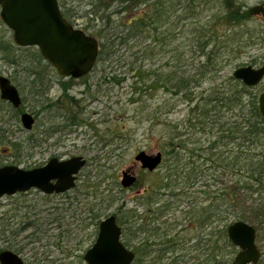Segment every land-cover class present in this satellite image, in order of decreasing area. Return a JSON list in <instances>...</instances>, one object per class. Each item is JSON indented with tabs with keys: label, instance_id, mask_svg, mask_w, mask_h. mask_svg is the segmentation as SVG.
I'll list each match as a JSON object with an SVG mask.
<instances>
[{
	"label": "rangeland",
	"instance_id": "374dc122",
	"mask_svg": "<svg viewBox=\"0 0 264 264\" xmlns=\"http://www.w3.org/2000/svg\"><path fill=\"white\" fill-rule=\"evenodd\" d=\"M62 1L66 2L63 9L70 10L69 15L77 24L76 27L84 29L98 40H100L98 31L102 27L106 28V33L115 31L114 28L116 31H121L124 23H128L131 19L127 14L117 12L119 9L117 2L95 14L93 10H95L97 0ZM241 1L245 3L247 9L263 2V0H255L254 3L252 0ZM144 8V6H138L135 13H141ZM223 11L219 0L213 9L208 8L198 16L187 17L177 22V26L175 22L173 25H168L170 35L164 36L166 41L163 47L160 41L159 45L152 37L148 39L138 37L129 44L116 46L114 54L106 57L104 53L97 59L94 69L88 76L74 78L73 82H67L65 84L68 86L67 90L63 85L61 86V83H65L70 78L58 75L54 65L43 58L41 67L44 69L46 82L48 80L49 83L47 86H50L45 97L50 99L52 109L35 104L34 93L30 87H27V78L22 71L25 65L19 64V67H16L7 63L0 52V74L11 77L15 86L19 88L22 98L25 99L22 109L31 114L36 110L41 111L35 126L29 131L23 127L21 114H16V116L13 109H8V103H4V107L7 108L0 111V116H2L0 164H16L22 168L32 169L35 166L44 165L55 155L64 159L83 155L89 159L87 166L79 173L76 191H72L71 195H57L45 199L39 190L31 189L23 193L25 195L17 193L14 196L6 195L0 199L1 249L19 250L26 264H87L84 260V253L94 245L99 234L96 222L94 225L90 223L91 218L86 223L82 221L87 215L84 210L91 206V200L95 201L91 193L81 191L85 189L88 182L93 186L91 189L106 200L105 204L110 205L106 216L101 219L116 214L128 238L132 236L131 214L148 216L147 199H156L159 194L164 195L166 191L163 184L168 182L169 169L168 161L166 162L169 156H164L161 166L152 172L143 169L135 156L141 150L149 154L157 152L164 154L169 150L168 143L173 136V127L176 126L174 133L186 132L183 122L188 117L190 106L184 94L175 95L170 89L169 91L161 85L160 87L158 85L154 88L149 87L144 91L145 93L144 89L136 93L131 86L133 81L130 76L137 71L143 75L150 72L152 78L158 79L161 75L172 74L174 71L182 73L186 70L187 74L194 72L204 58L195 49L192 50L191 40L195 38L192 30L198 29L201 23H207L213 15L217 20ZM102 15H110L112 20L110 25L106 24L107 19ZM215 20L210 23L212 24ZM217 23L213 24L212 28L214 31L218 30L217 35L219 36L228 35L233 30L244 32L246 36L242 46L237 50H232V47L224 51V61L220 67L222 69L215 75L217 80L211 83L203 78L201 86L193 89V95H199L197 99L202 95L203 97L210 96L212 87H228L229 77L233 76L235 69L245 65L258 66L264 61V16H253L251 20L237 25ZM173 34L174 37L171 38ZM250 36L252 38H249ZM0 40L14 43L13 30L4 23L1 14ZM149 42L152 43L153 50L145 53L144 47ZM23 48H18V50L14 48V52L19 59L28 60L30 55ZM178 53L182 54L180 56L182 62L179 64L176 59ZM115 75L118 78L127 76L128 79L125 82H118L117 79H113ZM252 92L259 97L264 92V82ZM195 103L196 101L193 104ZM72 114L78 115L77 119L83 122L67 125L69 118L71 119L69 116ZM230 115L226 114V117ZM58 127L59 130L54 132ZM49 128L54 133L49 134L45 137L46 139L43 138L42 141L36 143L28 139L33 133L41 135ZM4 129L8 132L5 133ZM206 135L208 134L203 136L202 133L196 132L193 139H201V143L204 144ZM185 137L188 138L189 135L183 134L181 139L184 140ZM17 144L20 146L19 149L15 146ZM113 148L116 151H113ZM180 154L186 155L184 150L180 151ZM195 159H198L200 164L197 156ZM130 169L135 170L139 181L136 186L124 189L121 185L122 173ZM227 179L228 177L223 178L224 181ZM201 190V188L198 189L200 197L203 198L200 201L205 203ZM249 203L250 201L246 206H240L239 209L246 208ZM32 209H34L33 214L36 215L30 217L28 211ZM177 214L179 216L175 220L171 219L172 211L163 216L162 220H168L170 223L166 233L168 239L176 234V231H181V227L186 224L185 216L182 217L180 212ZM36 219L41 225L40 233L43 234L42 242L38 243L40 245H34L31 241L30 236L34 233L33 227L26 230L21 229V226H26L28 222L36 221ZM179 221L181 224L177 223ZM123 222L125 223L122 224ZM231 223L233 222L230 221L229 224ZM248 223L257 228L256 242L262 255L257 264H264V223L258 224L251 221ZM144 236H146L145 233L144 235L140 233V238ZM195 242L194 238L188 237L183 246L188 247ZM135 243V240L132 241V246L128 247L132 248ZM177 250L182 251L180 254L184 255L181 264L193 263L190 257L195 254L194 251H190L191 249ZM168 255L171 257V253ZM202 259L207 262L205 254H202ZM164 262L167 264L168 260Z\"/></svg>",
	"mask_w": 264,
	"mask_h": 264
},
{
	"label": "trees",
	"instance_id": "16d2710c",
	"mask_svg": "<svg viewBox=\"0 0 264 264\" xmlns=\"http://www.w3.org/2000/svg\"><path fill=\"white\" fill-rule=\"evenodd\" d=\"M218 1L97 0V5L93 10L95 14L101 12L102 9L105 10L114 2L119 3L118 13H134L133 19L124 23L121 31H116L114 28L115 31L106 33V28L99 29L98 37L101 41L99 57L104 53L106 57L111 56L116 52V46L129 44L138 37L144 39L152 37L157 44L161 43V47H163L166 41L164 36L170 35L168 25H173L175 22L177 26V22H181L187 17L198 16L208 8L213 9ZM59 3L65 18L70 21V10L63 9L66 2L59 0ZM220 3H222L224 11L221 16L217 17V20L213 15L207 23H201L198 25V29L192 30L193 37H195L190 44L192 50L195 49L204 58L194 72L187 74L186 70L182 73L174 71L172 74L161 75L158 79L152 78L150 72L143 75L137 71L130 76L133 81L131 86L136 93L140 89H144V92L149 87L154 88L156 85L158 87L161 85L167 90L170 89L175 95L184 94L190 106L188 117L183 122L186 132L174 133L176 130V126H174L173 136L168 143L170 149L163 154L165 157L169 156L166 160L169 166L168 182L163 184L166 192L164 195L159 194L156 199H147L148 216L131 214L130 219L133 222L130 229L131 237L128 238L123 231V235H125L123 242L127 247L132 246V241L136 242L132 248L128 247L136 253L132 264H165V260H168L167 264H181L184 255L180 254L182 251L177 249L194 251L195 254L190 257L193 259L192 264H232L238 248L228 238L227 229L230 221L245 220L258 224L264 223V118L261 108H259V98L252 92V87L247 86L234 76L229 77L228 87H212L208 97L202 95L197 99L199 95L192 93L193 89L201 86L203 78L211 83L217 80L215 75L222 69L220 67L224 61V51L232 47V50H237L242 46L246 36L244 32L240 33L235 30L228 35L219 36L217 35L218 30L214 31L212 28L213 24L219 22L237 25L251 20L253 17L241 0H220ZM138 6L145 8L141 13L136 14L135 9H138ZM102 17H105L106 24L110 25L112 21L110 15H102ZM213 20L215 22L211 24L210 21ZM22 47L16 46L11 41L2 42L0 40V52L7 63L16 67H19V64L25 65L22 71L27 78V87H30L34 93L35 104L39 107L52 109L53 105L49 103L50 99L45 97L50 86H47L49 83L48 80L46 82L44 69L41 67L44 56L37 47L29 46L23 48L28 51L29 59L21 60L15 54L14 48L18 50ZM144 50L145 53L152 51V43L146 44ZM181 55L178 53L176 56L177 64L182 62ZM113 79L125 82L128 77L118 78L115 75ZM73 80L74 78H70L65 83L62 82L61 86L63 85L67 90L68 86L65 84L73 82ZM65 94L68 95V93ZM194 100L195 104H193ZM24 101L23 98L22 104ZM5 102L7 101L0 98L2 105L0 111L6 110ZM8 107V109L14 110L15 115L25 111L22 109V105L16 109L11 103H8ZM40 112V110L34 112L36 119ZM226 114L231 115L226 117ZM69 117L71 119L69 118L67 125L83 122L77 119L78 115L72 114ZM1 119L2 116H0V122ZM177 127L179 126L177 125ZM4 130L5 133L8 132L6 129ZM50 132L49 128L41 135L33 133L28 139L36 143L42 141L43 138L46 139L45 137L49 136ZM196 132L202 133L203 136L208 134L204 144L201 143V139H193ZM183 134L189 135V137L182 140ZM198 143L201 144L198 145ZM15 146L17 149L20 147L18 144ZM112 150L116 151L114 148ZM183 150L187 156L180 154V151ZM196 156L199 158L200 164L198 159H195ZM0 167H2L1 164ZM224 177H228V179L224 181ZM88 183L83 189L84 191H81L91 193L95 201L91 200V206L84 210L87 215L82 221L86 223L91 218L90 223L94 225L96 222V228L99 229V222L103 216H106L110 205L105 204L106 200L99 197L96 191L91 189L92 184ZM199 188L202 189L201 196L205 198V203L200 201L203 198L200 197ZM74 191L76 190L74 189ZM48 197L49 195H46L45 199ZM249 201V206L239 209L240 206H246ZM184 204L185 206H183ZM153 205L156 206L153 207ZM33 211L34 209L28 211L30 217L36 215L33 214ZM170 211L173 213L171 219L174 220L179 216L177 212H180L182 217L184 215L186 224L181 227V231H176V234L168 239L166 233L170 223L168 220L162 219ZM129 212L131 213V211ZM177 223L181 224L180 221ZM30 227L34 228V233L30 236L31 241L37 245L42 242L43 238V234L40 233L41 225L36 219V221L28 222L26 226H21V229L26 230ZM140 233L143 235L145 233L146 236L140 238ZM188 237L194 238L196 242L184 247ZM3 250L0 248V252ZM143 253L149 255L144 256ZM169 253H171V257H169ZM202 254H205L207 262L202 259ZM184 264L186 263L184 262Z\"/></svg>",
	"mask_w": 264,
	"mask_h": 264
},
{
	"label": "water",
	"instance_id": "95a60500",
	"mask_svg": "<svg viewBox=\"0 0 264 264\" xmlns=\"http://www.w3.org/2000/svg\"><path fill=\"white\" fill-rule=\"evenodd\" d=\"M1 17L13 30L14 43L23 47L35 46L44 58L56 68L63 78H82L88 75L99 57V41L83 29L76 28L66 20L59 0H0ZM251 15L264 14V3L254 5ZM233 76L249 87L264 79V63L261 67L245 65L235 69ZM1 98L11 102L16 109L23 98L10 77L0 74ZM259 108L264 118V93L259 96ZM23 127L31 131L36 123L35 116L28 111L21 114ZM136 161L148 171H154L163 162L161 152L149 154L141 150ZM88 159L76 155L66 160L57 156L45 165L32 169L16 164L0 167V199L14 196L31 189L43 193H63L76 187L78 174L87 165ZM122 186L130 188L137 178L130 171H123ZM257 229L244 220L229 224L228 238L239 249L232 264H257L261 250L256 243ZM98 237L84 253L87 264H132L136 253L122 241V227L115 214L101 219ZM1 264H25L24 258L11 249L0 252Z\"/></svg>",
	"mask_w": 264,
	"mask_h": 264
},
{
	"label": "flooded vegetation",
	"instance_id": "af4514ba",
	"mask_svg": "<svg viewBox=\"0 0 264 264\" xmlns=\"http://www.w3.org/2000/svg\"><path fill=\"white\" fill-rule=\"evenodd\" d=\"M264 3V0H263V2L262 3H260L259 5H262ZM255 5H258V4H255ZM252 6H254V5H252ZM251 6V7H252ZM250 9L251 8H249V11H250ZM127 15L128 16H130L131 17V19L130 20H132L133 19V17H134V13H127ZM132 15V16H131ZM251 15V14H250ZM251 16H264V14H262V15H251ZM68 21V20H67ZM70 22H72V24L74 25V26H76L77 24L75 23V21H73L72 19H70ZM84 30V29H83ZM85 31V30H84ZM87 32V31H86ZM88 33V32H87ZM89 34V33H88ZM97 38V37H96ZM98 39V38H97ZM99 41V40H98ZM99 44H100V48H101V41H99ZM263 63H264V61L260 64V65H258V66H256V65H254L253 67H257V68H259V67H261L262 65H263ZM252 66V65H251ZM11 78V77H10ZM11 81H12V79H11ZM264 82V79L262 80V81H260L258 84H256L255 86H253L252 87V89L254 90L255 88H258V86L259 85H261L262 83ZM12 83H13V81H12ZM14 84V83H13ZM19 89V88H18ZM0 91H1V89H0ZM20 92V91H19ZM264 93V92H263ZM263 93H261V94H263ZM260 94V95H261ZM259 95V96H260ZM0 97H1V92H0ZM259 98V97H258ZM2 99V98H1ZM260 99V98H259ZM4 100V99H3ZM6 101V100H5ZM8 103H9V101H7ZM11 103V102H10ZM23 113V112H22ZM21 113V114H22ZM34 116H35V114L34 113H32ZM21 117V116H20ZM35 119H36V116H35ZM36 122H37V119H36ZM36 124V123H35ZM35 126V125H34ZM33 126V127H34ZM58 130H59V127H58ZM57 129L56 130H54V131H58ZM52 134V132H50V135ZM56 156V155H55ZM81 156H83V155H81ZM162 156H163V153H162ZM58 157V156H57ZM71 157H73V156H71ZM51 158H54V157H51ZM50 158V159H51ZM59 159H63V160H66V159H64V158H60V157H58ZM67 158H70V157H67ZM84 158H86L85 156H84ZM163 158H164V156H163ZM49 159V160H50ZM87 159V158H86ZM89 160V159H88ZM88 163V162H87ZM45 165V164H44ZM40 166H42V165H40ZM87 166V165H86ZM85 166V167H86ZM35 167H38V166H35ZM144 169V168H143ZM146 170V169H145ZM157 170V169H156ZM127 171H130V174H133L134 176H136V178H137V181L131 186V187H133V186H136V184L138 183V181H139V178H138V175L136 174V172H135V170L134 169H130V170H127ZM148 171V170H147ZM155 171V170H154ZM149 172H151V171H149ZM123 174V173H122ZM79 175V174H78ZM77 180H78V178H77ZM77 183H78V181H77ZM121 185H122V180H121ZM76 187H77V185H76ZM76 187H74V188H72V189H69V190H67L66 192H63V193H52V194H49V193H43L42 191H40L41 193H43V196L44 197H46V195H49V197H53V196H57V195H62V196H67V195H71V192L76 188ZM123 187V186H122ZM130 187V188H131ZM124 189H130V188H125V187H123ZM38 190V189H37ZM71 198H73V196L71 197ZM70 198V199H71ZM116 215V214H115ZM110 216V215H109ZM108 217V216H107ZM116 217H117V215H116ZM106 218V217H105ZM117 222H118V217H117ZM100 223V222H99ZM119 223V222H118ZM100 225V224H99ZM120 225V224H119ZM121 226V225H120ZM99 230V229H98ZM122 232H123V228H122ZM188 244H190V242H188ZM12 250V249H11ZM14 251V250H13ZM14 252H16V251H14ZM16 253H19L20 254V252H16ZM21 255V254H20ZM22 256V255H21ZM24 261H25V258H24ZM26 262V261H25ZM1 264V263H0ZM26 264V263H25Z\"/></svg>",
	"mask_w": 264,
	"mask_h": 264
},
{
	"label": "clouds",
	"instance_id": "9594fccd",
	"mask_svg": "<svg viewBox=\"0 0 264 264\" xmlns=\"http://www.w3.org/2000/svg\"><path fill=\"white\" fill-rule=\"evenodd\" d=\"M252 2L254 3V2H255V0H252Z\"/></svg>",
	"mask_w": 264,
	"mask_h": 264
}]
</instances>
